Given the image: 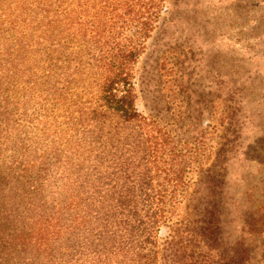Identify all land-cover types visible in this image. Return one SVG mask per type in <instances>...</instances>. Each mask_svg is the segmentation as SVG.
Here are the masks:
<instances>
[{"label":"trees","instance_id":"16d2710c","mask_svg":"<svg viewBox=\"0 0 264 264\" xmlns=\"http://www.w3.org/2000/svg\"><path fill=\"white\" fill-rule=\"evenodd\" d=\"M164 1L0 0V264H251L264 246L221 225L157 246L186 159L136 111L133 69Z\"/></svg>","mask_w":264,"mask_h":264},{"label":"rangeland","instance_id":"374dc122","mask_svg":"<svg viewBox=\"0 0 264 264\" xmlns=\"http://www.w3.org/2000/svg\"><path fill=\"white\" fill-rule=\"evenodd\" d=\"M133 83L136 111L154 121L186 159L184 171L177 172L185 186L175 192L176 206H167L168 228L159 227V249L166 235H176L183 225H221L223 244L251 229L256 242L245 236L244 242L259 244L264 239V0H165L134 66ZM165 163L167 156L159 160L160 169ZM171 164L167 174L173 176L178 160ZM198 217L203 223L195 221ZM250 251L251 264H264V246Z\"/></svg>","mask_w":264,"mask_h":264}]
</instances>
